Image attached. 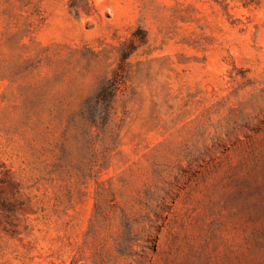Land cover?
<instances>
[{
  "label": "rangeland",
  "instance_id": "374dc122",
  "mask_svg": "<svg viewBox=\"0 0 264 264\" xmlns=\"http://www.w3.org/2000/svg\"><path fill=\"white\" fill-rule=\"evenodd\" d=\"M0 264H264V0H0Z\"/></svg>",
  "mask_w": 264,
  "mask_h": 264
}]
</instances>
